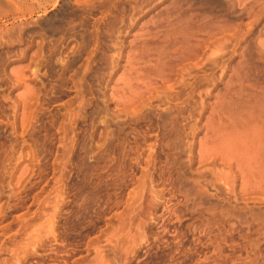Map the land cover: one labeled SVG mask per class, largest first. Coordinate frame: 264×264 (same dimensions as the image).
<instances>
[{
    "label": "rangeland",
    "instance_id": "obj_1",
    "mask_svg": "<svg viewBox=\"0 0 264 264\" xmlns=\"http://www.w3.org/2000/svg\"><path fill=\"white\" fill-rule=\"evenodd\" d=\"M139 1L122 0L111 16L107 14L105 18L108 5L102 0H0V147L3 146L0 152L7 149L6 153L10 152L15 160L29 162L27 175L12 194L8 178L0 187V264L16 263L11 248L21 234L15 218L25 214L22 223L30 221L37 224V228L44 227L40 224L47 225V220L38 219V214L47 212L59 197L64 198L59 199V203L66 202L58 225L65 244L48 242L41 258L25 264H73L74 258L81 259L79 264H264V223L258 219L264 212V202L261 201L263 196L252 189L254 179L250 177L253 172L251 176L261 175L264 168L261 140L264 107L257 99L264 95V50L261 51L264 49V21L250 29L249 5L253 0H241L245 2L242 4H238L240 0H207L204 10L208 17L223 22L238 20L245 24L246 30L250 29L245 39L256 38L255 58L258 60L254 66L243 68L246 74L242 72V78L237 80L233 66L243 60L245 42L237 47L233 41L230 44L235 45L234 48L227 44L222 54L214 46L210 47V42L211 49H205L206 56L212 49L219 53L214 54L218 60L211 55L208 63L215 59L213 61L221 64L207 63L209 69L206 65L204 70L209 72L208 80L217 74L213 78L215 82L212 79L209 85L208 81L209 87L207 81L201 85L203 89L208 87L205 90L210 89L209 93L199 86L198 91L189 96L190 89L182 87L177 80L148 84L146 78L151 77L145 71L144 66H148L145 60L141 66L131 61L130 66L129 58L138 55L135 52L144 48L146 41L152 53L162 45L159 42L162 43L163 35L150 19L166 9L172 0ZM198 1L191 0V3L196 5ZM149 23L152 25L148 26ZM142 28H147V35L141 33ZM233 49L238 51L230 61L228 57ZM226 50L231 51L225 53ZM15 68L25 69L26 86H14L10 77ZM140 70L143 73H139ZM144 76L147 77L142 79ZM28 84L32 94L28 93L32 100L29 102L32 110H29L33 112L28 113V116L32 114V118L27 116L29 123L27 118V123L22 125L13 106ZM118 84L124 88H118ZM241 84L246 87L243 93L251 97L250 103H255L253 112V108L233 111L227 98L217 99L221 89L224 92L229 85ZM146 86H150L149 90L152 88L147 95L143 90ZM166 87L173 93L185 92H181L185 99L175 98L180 93L168 94ZM116 88L125 90L114 91ZM169 95L174 96L176 103ZM194 95L195 100L190 102ZM126 97L135 99L134 104L127 105L131 98L122 104ZM217 100L219 105L216 106ZM218 108L227 111L220 112ZM171 114L175 119L170 118ZM207 117L215 120H212L213 125L223 121L218 127H212H217L215 133L211 134L212 129L206 128ZM226 125H232L231 129ZM242 125L247 127L243 129ZM238 127L239 132L243 129L242 136L236 131ZM206 131L211 134V140L206 139L209 136ZM259 131L262 134H257ZM235 133L241 137L234 136ZM213 134L219 135V142L214 136L216 145L214 139L212 141ZM236 136L241 139L237 140ZM255 137L258 144L253 142ZM200 141L208 143L203 144L209 148L212 146L209 155H203L209 148L202 151ZM231 150L241 153L240 161ZM214 151L218 155L211 154ZM26 152L31 155L30 160ZM230 154L235 155L233 161ZM219 157H223L222 160ZM226 160L233 162V170L229 165L224 166ZM240 163L249 164L244 165L250 167L248 170L253 169L247 175L250 180L238 173L236 167ZM243 178L244 181L247 178L246 183L251 188L248 184L243 188ZM56 179L58 184H55ZM248 187L255 192L250 190L249 193L247 189L245 193L243 190ZM44 202L49 203L47 209ZM38 220L40 224L35 223ZM48 247L57 249L58 254ZM60 250H66V254H61ZM62 255L73 260L70 258L71 262L64 263Z\"/></svg>",
    "mask_w": 264,
    "mask_h": 264
},
{
    "label": "bare ground",
    "instance_id": "obj_2",
    "mask_svg": "<svg viewBox=\"0 0 264 264\" xmlns=\"http://www.w3.org/2000/svg\"><path fill=\"white\" fill-rule=\"evenodd\" d=\"M94 1V0H93ZM98 1H101V0H98ZM102 1H105V3H106V8H105V11H104V13L106 14V15H104L105 16V18H107L106 16H108L107 14H111V13H113V11H115L116 9H117V5H118V3L120 2V1H122V0H102ZM123 1H128V2H138L139 0H123ZM146 1V0H145ZM147 1H150V0H147ZM155 1V0H154ZM153 1V2H154ZM255 1V0H254ZM91 2H92V0H91ZM140 3H141V1H139ZM228 2H229V0H228ZM261 2H262V0H261ZM260 2V3H261ZM86 3H88V2H86ZM134 3V4H135ZM144 3V2H143ZM239 3H241V0L238 2V4ZM242 3H245V2H242ZM241 3V4H242ZM249 3V2H248ZM257 2H255V4H256ZM145 4V3H144ZM252 4H253V2H252ZM263 4V3H262ZM137 5H140V4H137ZM136 5V6H137ZM197 5H199V7H196ZM206 5H207V0H200V1H198V4L196 3V5H192V3H191V0H172L171 2H170V4L166 7V9L164 8V10L162 11V12H160L159 14H157L156 16H154L153 18H151L150 20H152V23H153V25H155L154 27L156 28V29H158V33H159V30L161 31V35H163V41H162V43H161V38H159L160 40V44H162L160 47H158V48H156L153 52L154 53H152V50H151V47L150 46H148V44H149V42L148 41H146V43H144L143 44V46H145L144 48L143 47H141V44H140V42H139V45H140V47L142 48V49H144V50H142L141 48V50H139L138 48V52L136 51L135 53H138V55L137 54H134V55H137L136 57L133 55L132 57H134L135 59H133L132 57V60H131V58H129L130 60L128 61V62H130V66H131V64H133L134 63V65H135V63H138V66H141V64L143 63V61L148 65H146L147 67H149V68H147V67H145L144 66V64L142 65V66H144V68H146L147 70H145L146 72L148 71V74L150 75V79L147 77V76H144L142 79H144L145 77H147L146 79L148 80L147 82H148V84L149 83H155V84H157V81L159 80V81H162V83L163 82H166V83H170V81H172V80H177L178 81V83L179 82H181L182 84H183V86L182 87H185V88H187L188 89V91H189V89H190V93H189V96H191V94H193L195 91H198V88L197 87H199V86H201L204 82H206V84L208 83V81H209V85H210V80H212L213 78H214V76H215V78H216V75L217 74H215L214 76H213V78L212 79H209L208 80V78H209V72H207L206 70H204V68L206 67V65H207V63H208V61H209V59H212V58H210L211 57V55H213V56H216V55H214V54H217V52L218 51H220V53L219 54H222L223 53V51H225L224 49H225V47L227 46V44L229 45L230 43H233V41H234V44H236V46L237 45H239L240 43H242L243 41L245 42V45H246V48H245V53H243L242 54V56H243V60H242V58H241V61H237V62H235V64H234V66H233V69L235 68V70H236V79L237 80H240L241 78H242V72H244V71H242V69L243 68H247V67H252V66H254V64L256 63V59L257 58H255V57H257V56H255V54L257 53L256 51H255V48H257L256 47V41H255V39L253 40H249V38L247 39H245V37L247 36V34L250 32V29H253L255 26H256V24L258 23V20L256 19L255 20V18L257 17V15L258 14H256V12H254V14H256V17H255V15L254 14H252L253 13V9H252V5L250 6L249 5V8L251 9V10H249V12H250V14L249 15H253L254 16V21H253V19H252V21L250 22L251 23V25L249 26L250 27V29H247L246 30V28H245V26H243V24H241V23H239L238 22V20H236V22H235V20H234V22H223L222 20H219L218 19V21L217 20H215V19H212L211 17H208L207 15H208V13H207V11L206 10H204V8L206 7ZM258 5V3L255 5V6H257ZM135 6V7H136ZM141 6V5H140ZM208 6V5H207ZM134 7V8H135ZM253 8H255V7H253ZM259 8V7H258ZM262 8H264V7H262ZM137 9H140V8H137ZM244 9H246V8H244ZM19 10V9H18ZM132 10V9H131ZM141 10V9H140ZM259 10H260V8H259ZM258 10V11H259ZM263 10V9H262ZM143 11H144V9H143ZM254 11H256V10H254ZM136 12V11H135ZM233 12V11H232ZM231 12V13H232ZM244 12H245V10H244ZM248 12V11H247ZM248 12V13H249ZM14 13V12H13ZM17 13V12H16ZM19 13V12H18ZM17 13V14H18ZM103 13V12H102ZM237 13V12H236ZM258 13V12H257ZM260 13H261V11H260ZM259 13V14H260ZM10 14H12V13H10ZM17 14H15V15H17ZM121 15H122V13H120ZM120 14H118V15H120ZM141 14V13H140ZM264 14V13H263ZM120 15V16H121ZM236 15H239V14H236ZM248 15V16H249ZM111 16V15H110ZM114 16V15H113ZM119 16V17H120ZM231 16V15H230ZM252 16V17H253ZM14 17V16H13ZM20 17V16H19ZM19 17H17L18 19H19ZM116 17V16H115ZM118 17V16H117ZM212 17H215V16H212ZM243 17V16H242ZM251 17V18H252ZM263 17V16H262ZM103 18V17H102ZM121 18H123V17H120V19ZM222 18V17H221ZM14 19H16V18H14ZM243 19V18H242ZM242 19H240L239 21L241 22V20ZM260 19V18H259ZM118 20V19H117ZM226 20V19H225ZM16 21V20H15ZM102 21V20H101ZM104 21V20H103ZM230 21V20H229ZM150 24L151 23H149V25L148 26H150ZM249 24V23H248ZM152 25V24H151ZM245 25V24H244ZM144 27H146L145 25H144ZM244 27V28H243ZM264 27V26H263ZM148 28V27H147ZM147 28H142L143 30H141V33H143V34H145V35H147ZM248 28V27H247ZM149 29V28H148ZM143 31V32H142ZM150 33V32H149ZM262 33V32H261ZM159 34V35H160ZM142 35V34H141ZM159 35H157L156 34V36H159ZM160 35V36H161ZM264 35V34H263ZM140 36V35H139ZM139 36H138V40H139ZM143 36V38L141 37V39L143 40L145 37H144V35H142ZM155 36V35H154ZM155 36V37H156ZM263 39H264V36H263ZM262 39V41H263V43H264V40ZM148 40H149V38H148ZM151 40H152V38H151ZM151 40H149V41H151ZM236 41V42H235ZM261 41V42H262ZM143 42H145V40H143ZM155 42H157L156 40H155ZM210 42L212 43L211 45H210ZM260 42V43H261ZM136 43V42H135ZM262 43V44H263ZM151 44V46H152V43H150ZM261 44V45H262ZM133 45H134V43H133ZM138 45V44H137ZM137 45L136 46H134V47H137ZM138 45V46H139ZM155 45V44H154ZM154 45L152 46V47H154ZM209 45H210V47H212V48H214L215 47V49H217V50H215V49H212V51H209L210 52V54H208L207 56H206V54L208 53L207 51L205 52V49H208L209 48V50L211 49L210 47H209ZM231 45V44H230ZM260 45V46H261ZM156 46V45H155ZM214 46V47H213ZM231 46H233V44L231 45ZM235 46V45H234ZM234 46H233V48H234ZM243 46H244V44H243ZM134 47H133V50H134ZM238 47V46H237ZM245 47V46H244ZM244 47H242V48H244ZM228 48V47H227ZM226 48V49H227ZM260 48V47H259ZM153 49V48H152ZM230 48H228V50H229ZM213 50H215L214 52H213ZM228 50H226V52L225 53H227V51ZM259 50V49H258ZM264 49L262 48V50L261 51H263ZM221 51H222V53H221ZM231 51V50H230ZM230 51H228V53L230 52ZM235 51H238V50H235V49H233L232 50V54L229 56V55H227V56H229L228 58V60H232V58H233V55H234V53H235ZM243 51V50H242ZM243 51V52H244ZM211 52H213V53H211ZM259 52V51H258ZM245 54V55H244ZM259 54V53H258ZM257 54V55H258ZM262 55V54H261ZM264 55V54H263ZM130 56H131V54H130ZM220 56V55H219ZM222 56V55H221ZM218 56H216V58L215 59H217L218 60V58H217ZM226 57V56H225ZM261 58V57H260ZM215 59H213V60H215ZM221 60L223 59L222 57L220 58ZM133 60H135V62L133 61ZM210 61L209 63L211 64L212 62H214L215 64H217L218 62H216V61ZM240 60V59H239ZM258 60V59H257ZM260 60V59H259ZM131 61L133 62V63H131ZM222 62H223V60H222ZM228 62V61H227ZM208 63V64H209ZM214 63H212L213 65H214ZM140 64V65H139ZM218 64H221V63H218ZM224 64V63H223ZM225 64H226V62H225ZM224 64V65H225ZM212 65V66H213ZM223 65V66H224ZM232 65V64H231ZM216 66V65H215ZM221 66V65H220ZM132 67V66H131ZM134 67V66H133ZM137 67V66H136ZM207 67H208V65H207ZM210 67H211V65H210ZM143 68V67H142ZM141 68V70H143ZM221 68V67H220ZM232 68V67H231ZM138 70L140 69L139 67L137 68ZM136 69V70H137ZM208 69H209V67H208ZM212 69V68H211ZM217 69V68H216ZM222 69H223V67H222ZM132 70V69H131ZM137 70V71H138ZM139 71V73L140 72H142V71ZM213 70V69H212ZM211 70V71H212ZM235 70H233V71H235ZM251 70V69H250ZM255 70V69H254ZM128 71V70H127ZM134 71V70H133ZM144 71V72H145ZM214 71V70H213ZM221 71V70H220ZM24 72H25V69L24 68H15L14 70H13V72L11 73V77L10 78H12V81H13V84H14V86L15 87H22V86H26V81L28 80L27 78H25L24 77ZM218 72V71H217ZM222 73L224 72V71H221ZM131 73V72H130ZM136 73H138V72H136ZM138 73V75H140ZM143 73V72H142ZM255 73V72H254ZM145 74V73H144ZM245 74H246V71H245ZM26 75V74H25ZM125 75V74H124ZM130 75V74H129ZM128 75V76H129ZM136 75V74H135ZM138 75H136V78L137 77H139ZM147 75V74H146ZM152 75V76H151ZM219 75H222L221 73L219 74ZM245 76V75H244ZM251 76V75H250ZM135 77V76H134ZM212 76H210V78H211ZM122 78H124V77H122ZM130 78V77H129ZM140 78H141V75H140ZM176 78V79H175ZM219 78V77H218ZM218 78H217V80H218ZM27 79V80H26ZM139 79V78H138ZM156 80V82H153V81H155ZM223 79V78H222ZM247 79H248V77H247ZM247 79H245V80H247ZM11 80V79H10ZM153 80V81H152ZM12 81H11V83H12ZM235 81V79L233 80V82ZM28 82V81H27ZM174 82V81H173ZM212 82H215V80L213 79L212 80ZM229 82H231V81H229ZM247 82V81H246ZM144 83V82H143ZM158 83H160V82H158ZM172 83V82H171ZM148 84L145 82V84L144 85H147L148 86ZM163 84H165V83H163ZM177 84V83H176ZM180 84V83H179ZM212 84V83H211ZM230 84V83H229ZM178 85V84H177ZM208 85V84H207ZM209 85H208V87H209ZM246 85V84H245ZM117 86H119V84L117 85ZM116 86V87H117ZM121 86V85H120ZM120 86L118 87V88H120ZM146 86V88H144L143 90H144V92H146V95H147V93H150V92H152V91H150L148 88L150 87H147ZM181 86H180V88H181ZM213 86H214V84H213ZM30 86H29V84H28V87H25V89H26V91H25V89L23 90V91H25V93L24 94H22V95H19L20 97H18L17 96V99H15V106H13L14 108H16L15 109V111H14V113H15V116H16V118H19L20 120H19V123L20 124H24V122L26 121V123H27V118L28 117H31L32 116V114H31V116H28V113L29 112H33V111H31L32 110V107H30L29 108V102L30 101H32V100H29V99H31L29 96H28V93L30 94L31 93V89L29 88ZM152 87V86H151ZM170 87V86H169ZM202 87V86H201ZM205 87H206V85H205ZM207 87V88H208ZM115 88V87H114ZM121 88H124V86L122 87L121 86ZM167 88V87H166ZM176 88V87H175ZM178 88H179V86H178ZM196 88H197V90H196ZM207 88H205L206 90H207ZM226 88V87H225ZM224 88V89H225ZM127 89V88H126ZM148 89V90H147ZM158 89H159V87H158ZM168 89H170V88H167V90ZM177 89V88H176ZM205 89H203V87H202V90H204L206 93H209V91H210V89H209V91L207 92ZM245 89H246V87L244 86V84L242 85H238V86H233V85H229L226 89H225V91L223 92V89H221L222 90V93H221V91L219 92L220 94L217 96V99L219 98V100H220V98H223L224 100L227 98L228 99V101H226V102H228V103H230V107H231V109H233V111H235L236 110V108H238L239 110L241 109H250V108H253V110H252V112L255 110L254 109V102H252V104L250 103V96H248L247 94H244L243 92L245 91ZM117 90V88L114 90V91H116ZM125 90V89H124ZM124 90H120V89H118L117 91H124ZM146 90V91H145ZM167 90L165 91V92H167ZM171 90V89H170ZM170 90H168V94H173L174 96H175V93H173L172 91V93L170 92ZM181 90H182V88H181ZM180 90V91H181ZM248 90V89H247ZM174 91V90H173ZM187 91V90H186ZM200 91H201V89H200ZM118 92V93H119ZM143 92V93H144ZM182 93H184L185 94V92H183V91H181ZM181 92H178L177 91V93L176 94H178V93H180V94H178L179 96H175V98H178V97H181L182 96V94H181ZM204 92V94L206 95V93ZM116 93V92H115ZM117 93V94H118ZM122 93V92H121ZM125 93V92H124ZM145 94V93H144ZM30 95H32V94H30ZM116 95V94H115ZM173 95H169V97H171V98H173L174 96ZM188 95V92L186 93V96ZM199 94H197V96H198ZM255 95V94H254ZM208 96V95H207ZM121 97V96H120ZM124 97V96H123ZM132 97V96H131ZM130 97V98H131ZM134 97V96H133ZM194 97H195V95L193 96V98L192 99H190L191 101L190 102H192V100L194 99ZM130 98H128V99H130ZM170 98V99H171ZM175 98H173L172 100H174ZM182 99L184 98L185 99V97L184 96H182L181 97ZM123 99V98H122ZM127 99V97H126V99H123V103H122V101H121V103L122 104H124V103H126V101L124 102V100H128ZM179 99V98H178ZM182 99H180L179 101L180 102H184L185 100H183L182 101ZM203 99V98H202ZM226 99V100H227ZM258 100H260L259 101V103H260V105H263V107H264V95H262V96H258V98H257ZM5 100V99H4ZM14 100V99H13ZM117 100V99H116ZM168 100V99H167ZM171 100V101H172ZM187 100H188V98H187ZM195 100V99H194ZM229 100H230V102H229ZM137 101V100H136ZM176 101V99L174 100V102ZM179 101H177V103H179ZM134 102H135V99H132L131 98V100H128L127 101V105L129 104V106H131V104L133 105L134 104ZM169 102H170V100H169ZM202 102V101H201ZM220 102H222V100L220 101ZM225 102V101H224ZM14 103V102H13ZM176 103V102H175ZM185 103V102H184ZM227 103V104H228ZM254 103V104H253ZM83 104V103H82ZM121 104V105H122ZM191 104V103H190ZM219 105V103H218V100H217V102L215 103V105ZM33 105V104H32ZM79 105H80V103H79ZM119 105V104H118ZM125 105V104H124ZM178 105V104H177ZM214 105V106H215ZM216 105V106H217ZM221 105V104H220ZM257 105V104H256ZM179 106H180V104H179ZM186 106V105H185ZM184 106V107H185ZM189 106V105H188ZM193 106V105H192ZM195 106V105H194ZM223 106H224V104H223ZM226 106V105H225ZM227 106H229V105H227ZM226 106V107H227ZM253 106V107H252ZM177 107V106H176ZM219 107V106H218ZM225 107V108H226ZM192 108V107H191ZM215 109H213L214 110V113H215V111H217V109H216V107H214ZM222 109L223 111H227L226 109L227 108H229V107H227L226 109ZM235 108V109H234ZM257 108H260V107H258L257 106ZM29 109H31V110H29ZM174 109H175V107H174ZM174 109L173 110H171L172 112L174 111ZM180 109V108H179ZM182 109V108H181ZM190 109V108H189ZM220 109H221V106H220ZM219 108H218V111H222V110H220ZM230 109V108H229ZM237 109V110H238ZM167 110V109H166ZM188 110V109H187ZM236 110V111H237ZM240 110V111H241ZM264 110V109H263ZM68 111V110H67ZM176 111H177V109H176ZM175 111V112H176ZM179 111V110H178ZM177 111V112H178ZM229 111H231V110H229ZM228 111V113L230 114V112ZM233 111H231V112H233ZM247 111H249V110H247ZM261 111V110H260ZM180 112V111H179ZM241 112H244V111H241ZM251 112V113H252ZM250 113V114H251ZM179 114V113H178ZM217 114H219V113H217ZM231 114H234V113H231ZM230 114V115H231ZM29 115H30V113H29ZM171 115H173V114H171ZM174 115H175V113H174ZM173 115V117H170V118H174L175 119V116ZM212 115H215V114H212ZM13 116H14V114H13ZM28 116V117H27ZM228 116V115H227ZM248 116V115H247ZM210 117H212V116H210ZM219 117H221V115H219ZM235 117H237V116H235ZM252 117V116H251ZM32 118V117H31ZM30 118V119H31ZM212 118H214V117H212ZM208 119V117L206 118V121H207V119H208V123H206L207 125H208V127H206V128H208V130L209 129H212V131H211V134L212 133H215L214 131H216L215 130V128H217L218 127V125L220 124V123H222L224 120H223V116H222V120L220 119L219 120V118H215L217 121H222V122H218L217 123V121H216V123L218 124H216L217 125V127H214V128H212L214 125H213V122L215 121V120H213V119ZM229 118H230V116H229ZM226 119H228L227 117H226ZM233 119H234V117H233ZM16 119H14V121H15ZM212 120H213V122H212ZM248 120V119H247ZM264 120V119H263ZM17 122H18V120H16ZM177 121H178V119H177ZM176 121V122H177ZM226 121V120H225ZM228 121H230V120H228ZM227 121V122H228ZM234 121V120H233ZM245 121H246V119H245ZM262 121V120H261ZM260 121V123H262V122H264V121H262L261 122ZM172 122H173V119H172ZM171 122V119H170V123H172ZM174 122H175V120H174ZM226 122V123H227ZM249 122H250V120H249ZM28 123H29V118H28ZM169 123V122H168ZM225 123V124H226ZM232 123V122H231ZM239 123V122H238ZM259 123V124H260ZM223 124V123H222ZM229 124V123H228ZM241 124V123H240ZM246 124H247V122H246ZM249 124H251V122L249 123ZM258 124V125H259ZM17 125V124H16ZM27 125V124H26ZM172 125V124H171ZM206 125V126H207ZM215 125V126H216ZM173 126V125H172ZM221 126V125H220ZM227 127H228V129H231V128H229L230 126H232V125H226ZM238 126V125H237ZM227 127H225V128H227ZM244 127H245V125H244ZM247 127V126H246ZM245 127V128H246ZM261 127H264V125H263V123H262V126ZM177 128V127H176ZM175 128V129H176ZM239 128L240 127H238V129L236 130L237 132H239L240 130H239ZM241 128H243V125H242V127ZM245 128H243V129H245ZM248 128H249V126H248ZM259 128H260V125H259ZM220 129V128H219ZM243 129L241 130V132H239L240 134H241V136H242V132H243ZM262 129V128H261ZM178 130V129H177ZM262 130H264V128L262 129ZM210 131V130H209ZM207 132V131H206ZM221 132V131H220ZM236 132V133H237ZM246 132V130L244 131V133ZM252 132V131H251ZM261 131H259L257 134H259ZM208 134H209V132H207ZM218 133V132H217ZM234 134V136L235 135H237V134ZM253 133H254V130H253ZM181 134V133H180ZM207 134V135H208ZM211 134H209V136L211 135ZM233 134V133H232ZM231 134V135H232ZM240 134H238L239 136H240ZM261 134H262V132H261ZM260 134V135H261ZM206 135V136H207ZM218 135V134H217ZM217 135H214L213 134V137H212V141H213V139H214V136L216 137ZM237 135V136H238ZM247 137H248V131H247ZM246 135H245V137H246ZM260 135H258V138H259V136ZM209 136H207V138L206 139H209V140H211V136L209 137ZM219 136V135H218ZM218 136L215 138L216 140H217V138H218ZM237 136L235 137L237 140H240L241 138V136L240 137H238L237 138ZM246 137V138H247ZM264 135L262 136L261 135V138H259V139H261L263 142H264ZM205 138V137H204ZM229 138V137H228ZM235 138H233L234 140H235ZM240 138V139H239ZM249 138V137H248ZM247 138V139H248ZM205 139V141L207 142L208 140H206ZM214 139V144L219 140H215ZM250 139V138H249ZM254 139H256V137L254 138ZM201 140H203V139H201ZM233 140V141H234ZM257 140V141H256ZM256 140H254L253 142L255 143V144H258V139H256ZM261 140H259V142L261 141ZM204 141V140H203ZM250 141V140H249ZM252 141V140H251ZM250 141V142H251ZM206 142H202L201 143V141L199 142V144L201 145V150L202 151H204L203 150V148L206 150V149H208L209 148V144L208 143H206ZM219 142V141H218ZM217 142V143H218ZM230 142H232V141H230ZM247 142V141H246ZM203 143H206V144H208V145H204ZM209 143H210V141H209ZM229 143V142H228ZM249 143V142H248ZM211 144V143H210ZM213 144V145H214ZM231 144H233V143H231ZM245 144H247V143H245ZM260 144H262L261 142H260ZM64 145V144H63ZM216 145V144H215ZM202 146H204V147H202ZM205 146H208V147H206L205 148ZM219 146V145H218ZM1 147H3V146H1ZM0 147V148H1ZM212 147V146H211ZM210 147V148H211ZM65 148H66V146H65ZM210 148L208 149L209 150V152H208V150H206V151H204V153H203V155L205 156V153H207L206 154V156L207 155H209V153L211 152L210 151ZM221 148V147H220ZM240 148V147H239ZM64 148H62V150H63ZM68 149V148H67ZM67 149H66V151H67ZM213 149V148H212ZM211 149V150H212ZM251 149V148H250ZM256 149V148H255ZM254 149V150H255ZM5 150H7V149H2L1 150V152H0V187H1V185L5 182V180L8 178L9 179V183L12 185V190H11V194L14 192V189H16L17 187H18V185L21 183V181L25 178V176L27 175V173H28V171H29V165H27V163H29V162H27L25 159L23 160V161H21V160H19V161H17V160H15L13 157V155H11L10 154V152L8 153V151H7V153H6V151ZM218 150H220V149H218ZM3 151H5V153H3ZM66 151H65V153H66ZM69 151V150H68ZM68 151H67V153H68ZM202 151H200V153L202 154ZM216 151V150H215ZM215 151L214 152H212L211 154H213L214 155V153H215ZM226 151H228V150H226ZM232 151V150H231ZM230 151V153H233V154H235L236 156H238V155H241V153H239V151H232L231 152ZM236 152V153H235ZM27 153V155H28V157H29V160H30V157H31V155L29 156V154H28V152H26ZM26 153H24V154H26ZM226 153V152H225ZM228 153V152H227ZM226 153V156H228V154ZM238 153V154H237ZM216 154V153H215ZM220 154V153H219ZM200 155V154H199ZM216 155H218V153L216 154ZM235 155H232V154H230V156L232 157L231 159H232V161H233V157H235ZM264 154H262V156H263ZM65 156V155H64ZM220 156V155H219ZM243 156V155H242ZM199 157H201L200 159H202V155L201 156H199ZM212 157V156H211ZM210 157V158H211ZM225 157V156H224ZM213 158H214V156H213ZM212 158V159H213ZM219 158H221L220 160H222V158L223 157H219ZM226 158V157H225ZM238 158H239V160L238 161H240V157L238 156ZM257 158V157H256ZM59 159V158H58ZM69 159V158H68ZM67 159V160H68ZM207 159H209V158H207ZM211 159V160H212ZM214 159H216V158H214ZM229 159V158H228ZM235 159V158H234ZM64 160H65V157H64ZM230 160V159H229ZM225 161L224 162V166H225V164H226V166L227 165H229L228 167H229V169L231 168V170H233L232 168V166H233V162H230V161ZM256 160V159H255ZM262 160H264V158L262 159ZM261 160V161H262ZM203 161H206V159L205 160H203ZM212 161H214V160H212ZM237 161V160H236ZM236 161H234L235 163H236ZM260 161V162H261ZM64 162V161H63ZM67 162L68 161H66L65 163L67 164ZM257 162V161H256ZM258 162H259V160H258ZM263 162V161H262ZM261 162V163H262ZM223 163V162H222ZM238 163V162H237ZM264 163V162H263ZM262 163V164H263ZM64 164V163H63ZM70 164V163H69ZM247 164V163H246ZM256 164V163H255ZM245 165V164H244ZM244 165H242V163H240L239 165H238V167H236L237 169H239V172L238 173H241L242 175H243V177L245 176V177H248L247 175H248V173H251V171L253 170V169H250V170H248L249 168H245L244 167ZM248 165L249 164H247V166L246 167H248ZM225 166V167H226ZM261 166H263V165H261ZM255 167V166H254ZM264 167V166H263ZM71 168V167H70ZM257 168H259V166L257 167ZM229 169H227V170H229ZM65 170H68V169H65ZM64 170V171H65ZM260 170H261V168H260ZM231 172V171H230ZM253 172V171H252ZM260 172V171H259ZM259 172H258V174H259ZM262 172V174L261 175H263V176H261V175H259V176H251V175H253V173L252 174H250V177H252L251 179L253 180L254 179V181H252L253 182V184L251 185V187H252V189L253 190H255V191H257V192H255V191H253L252 189H249V183H246V182H248L247 181V178L245 179L246 181H244V178L242 179L243 181L241 182L243 185H245L244 187H243V185H241L243 188H245L246 187V185L247 186H249L248 188H246L245 190L247 191H245V190H243V189H241V190H243L245 193H248V190H249V193H251L250 192V190L251 191H253V193L255 192V193H260L263 197H261V201H263L264 202V168H263V170L261 171ZM58 177V176H57ZM250 177H248V179L250 178ZM57 179H59V177L57 178ZM56 179V183L55 184H58V180ZM225 179V178H224ZM60 180V179H59ZM63 180H65V179H63ZM231 180V179H230ZM250 180V179H249ZM249 182H251V181H249ZM63 185V184H62ZM240 186V187H241ZM58 187V186H57ZM56 187V188H57ZM61 187V186H60ZM67 187V186H66ZM250 187V188H251ZM55 188V189H56ZM248 189V190H247ZM57 190V189H56ZM55 190V191H56ZM62 193H64V191L62 192ZM54 194H56V193H54ZM61 196V195H60ZM61 197H63V194H62V196ZM55 198H57V196H55ZM59 199H61V200H59ZM64 199V198H63ZM62 198H58V200L59 201H62L63 200ZM38 200V199H37ZM49 200V202H50V199H48ZM53 200V199H52ZM55 201L54 202H52V207H51V204H50V206L49 207H51V209H49V207L47 206V204L49 205V203H46L45 204V202H44V204H45V208L47 209V207H48V209H47V212L45 211V209H43L45 212H43L42 214H41V211L39 212V214H38V219H46L47 220V225H45V223H41L40 224V221L38 222H35V223H39L40 225H42V224H44V227H42V226H40L41 228H44V230L43 229H41V228H37L36 227V225H33L32 223H30V221H26V222H24V223H22V221H23V218L22 217H25L26 215L25 214H23V215H21V216H18V217H16L15 218V220L14 221H17V223L19 224V228H18V232H19V234H21V238H20V240L17 242V243H12V248H11V253H12V257H14V260H16V263L14 262V264H25V263H27L28 261H32V260H37V259H39V258H41V256H42V254L46 251V247L48 246V242H54L56 245L57 244H61L62 242L64 243V241L62 240V236H61V232H60V229H59V224H61L60 223V220H61V218H62V215H64L63 214V210H64V207H65V203L66 202H62V204L61 203H59V201L57 200V199H54ZM67 200V199H66ZM45 201H47V199L45 200ZM58 201V202H57ZM65 201V200H64ZM138 202V201H137ZM41 203V202H40ZM59 203V204H58ZM136 203V202H135ZM58 204V205H57ZM40 205V204H39ZM137 207V206H136ZM141 207V206H140ZM68 208V207H67ZM42 209V208H41ZM134 209V208H133ZM137 209V208H136ZM69 210V209H68ZM37 211V210H36ZM260 211V210H259ZM134 212H135V210H134ZM37 213H38V211H37ZM65 213V212H64ZM260 213V212H259ZM131 214V213H130ZM129 214V215H130ZM36 216H37V214H36ZM35 216V217H36ZM258 216V215H257ZM21 218V219H20ZM26 218V217H25ZM27 218H28V216H27ZM33 219H35V218H33ZM44 219V220H45ZM261 222H263L264 223V212H262V214H260L259 215V218H258ZM20 220V222H18ZM22 220V221H21ZM27 220H29V219H27ZM36 220V219H35ZM64 220V219H63ZM33 221V220H32ZM31 221V222H32ZM42 221V220H41ZM43 222V221H42ZM122 222V221H121ZM39 224H38V226H39ZM3 225V224H2ZM67 225V224H66ZM63 227V226H62ZM67 227V226H66ZM91 238V237H90ZM90 241H91V239H90ZM99 241V240H98ZM92 243V242H91ZM120 243V242H119ZM52 244V243H51ZM55 244H52V245H54L55 246ZM65 244V243H64ZM89 245H90V243H89ZM50 246V245H49ZM94 247H95V244L93 245ZM49 248V247H48ZM53 247H51V248H49V249H52ZM64 248V247H63ZM100 249V248H99ZM53 251H55V253H57L58 251H57V249H52ZM51 250V251H52ZM122 250V249H121ZM60 252H61V254H66V250L65 251H61L60 250ZM60 252H59V254H60ZM46 253V252H45ZM58 254V253H57ZM58 256V255H57ZM64 255H62V257H63ZM95 256V255H94ZM98 256V255H97ZM11 258V257H10ZM71 257H69L68 258V256L67 257H63V261L62 262H64V263H67V262H71V261H69V259H70ZM73 258V257H72ZM70 259V260H73V259ZM88 258V257H87ZM92 258V257H91ZM90 258V259H91ZM94 258V257H93ZM95 258H96V256H95ZM68 259V260H67ZM78 259V258H77ZM76 258H74V260L72 261V262H74L73 264H79V262L81 261V259H78L77 260ZM55 260V259H54ZM80 260V261H79ZM89 260V259H88ZM57 261H59V259L57 260ZM56 261V262H57ZM86 261V260H85ZM36 262V261H35ZM60 263V262H59ZM81 263V262H80ZM13 264V263H12ZM83 264V263H82ZM87 264V263H86Z\"/></svg>",
    "mask_w": 264,
    "mask_h": 264
},
{
    "label": "crops",
    "instance_id": "obj_3",
    "mask_svg": "<svg viewBox=\"0 0 264 264\" xmlns=\"http://www.w3.org/2000/svg\"><path fill=\"white\" fill-rule=\"evenodd\" d=\"M255 2H256V0L254 1L253 0V4H252V9H253V13L252 14H254V12H256V14H258L257 15V17H256V14H254L255 15V20L257 19L258 20V22L260 23L261 21H264V8H262V7H264V0H262V2H261V0H258V5L257 6H255L256 4H255ZM261 2V3H260ZM263 3V4H262ZM253 7H255V8H253ZM260 8V10H259V8ZM263 9V10H262ZM254 10H256V11H254ZM259 10V11H258ZM260 11H261V13H260ZM258 12V13H257ZM260 13V14H259ZM253 16V15H252ZM263 16V17H262ZM260 18V19H259ZM252 19H253V21H254V16L252 17Z\"/></svg>",
    "mask_w": 264,
    "mask_h": 264
}]
</instances>
